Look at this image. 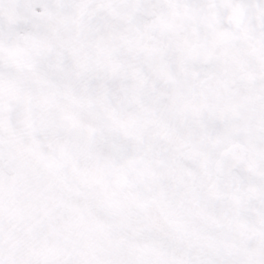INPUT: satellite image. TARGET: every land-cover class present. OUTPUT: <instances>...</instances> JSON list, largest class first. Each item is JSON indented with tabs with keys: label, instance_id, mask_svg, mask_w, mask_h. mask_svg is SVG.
I'll use <instances>...</instances> for the list:
<instances>
[{
	"label": "snow or ice",
	"instance_id": "6c2138e0",
	"mask_svg": "<svg viewBox=\"0 0 264 264\" xmlns=\"http://www.w3.org/2000/svg\"><path fill=\"white\" fill-rule=\"evenodd\" d=\"M0 264H264V0H0Z\"/></svg>",
	"mask_w": 264,
	"mask_h": 264
}]
</instances>
